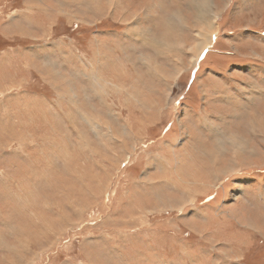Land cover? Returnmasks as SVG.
<instances>
[{"label": "rangeland", "instance_id": "1", "mask_svg": "<svg viewBox=\"0 0 264 264\" xmlns=\"http://www.w3.org/2000/svg\"><path fill=\"white\" fill-rule=\"evenodd\" d=\"M201 3L0 0V264H264V0Z\"/></svg>", "mask_w": 264, "mask_h": 264}, {"label": "bare ground", "instance_id": "2", "mask_svg": "<svg viewBox=\"0 0 264 264\" xmlns=\"http://www.w3.org/2000/svg\"><path fill=\"white\" fill-rule=\"evenodd\" d=\"M198 1V4H197V6H200V8L198 9L199 11H197L198 12V17L200 16V20H199V23H200V21H201V24L203 23V22H205L206 23V20L208 21V20H210L209 18H207V17H210L211 16V14L212 13H209V8H207L208 7V5H207V3H201L202 2V0H197ZM178 18H179V14H178V16H177ZM182 17V16H181ZM209 22V21H208ZM166 33V32H165ZM204 33L205 32H202V30H200V32H198V35H199V37L200 38H202L201 40H199V42H198V46L196 47V55H195V57L193 58V61H194V64H196V62L198 61V58H199V56L200 55H202L203 53H204V51L206 50V49H208L210 46H212V42H213V35H210L208 38H207V35H204ZM214 44V43H213ZM163 49V48H162ZM161 51V50H160ZM148 65L151 67V61L150 60H148ZM178 67V66H177ZM176 67V68H177ZM175 68V67H174ZM179 71V68H177V72ZM254 79V78H253ZM252 82V81H251ZM258 84V83H257ZM260 84V83H259ZM262 85V84H261ZM255 86V85H254ZM261 88H262V86H261ZM258 89V88H257ZM263 89V88H262ZM260 90V89H259ZM261 93H262V91H261ZM263 94V93H262ZM264 98V97H263ZM264 104V103H263ZM248 111H249V109H248ZM247 116V115H246ZM215 128V127H214ZM215 131V130H214ZM221 131V130H220ZM225 133V132H224ZM218 134V133H217ZM221 134V133H220ZM107 136V135H106ZM240 136V135H239ZM217 139V138H216ZM222 141V140H221ZM223 141H225V140H223ZM239 141V139L237 140L235 137L234 138H232V142H234L236 145H238V146H240V148L241 147H243L244 146V143L241 141L240 143L238 142ZM219 142V141H218ZM223 144V143H222ZM218 146V145H217ZM223 146V145H222ZM246 146V145H245ZM244 146V147H245ZM219 147H220V145H219ZM238 149V148H237ZM244 149H248L247 147H245ZM243 151V150H242ZM243 153V152H242ZM212 154V153H211ZM223 154V153H222ZM235 154V153H234ZM218 155V154H217ZM241 155V154H240ZM237 157V156H236Z\"/></svg>", "mask_w": 264, "mask_h": 264}, {"label": "crops", "instance_id": "3", "mask_svg": "<svg viewBox=\"0 0 264 264\" xmlns=\"http://www.w3.org/2000/svg\"><path fill=\"white\" fill-rule=\"evenodd\" d=\"M262 96V95H261Z\"/></svg>", "mask_w": 264, "mask_h": 264}]
</instances>
